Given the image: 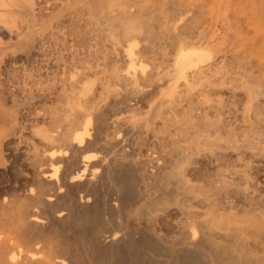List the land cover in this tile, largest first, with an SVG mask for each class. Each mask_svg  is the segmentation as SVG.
I'll return each mask as SVG.
<instances>
[{"label": "bare ground", "instance_id": "obj_1", "mask_svg": "<svg viewBox=\"0 0 264 264\" xmlns=\"http://www.w3.org/2000/svg\"><path fill=\"white\" fill-rule=\"evenodd\" d=\"M210 3L0 0V264H264V90Z\"/></svg>", "mask_w": 264, "mask_h": 264}, {"label": "rangeland", "instance_id": "obj_2", "mask_svg": "<svg viewBox=\"0 0 264 264\" xmlns=\"http://www.w3.org/2000/svg\"><path fill=\"white\" fill-rule=\"evenodd\" d=\"M177 1L182 3L179 6L183 9L182 11L191 9L194 3L201 2V0ZM211 1L212 3L208 5L210 10L205 14V19L201 23L196 37L201 38L206 35V39L213 34L215 38L213 43H217L220 47L219 59L216 63L222 61V63L229 65L228 70L232 75L244 72L250 74L247 79L257 81L251 86L264 90V16H261L260 13L264 10V0ZM225 4L230 5L232 10V29L229 34L225 33L224 20L219 12ZM180 8L179 10H181ZM254 15L256 16L254 17ZM204 33L205 35H203ZM57 34H61V32ZM155 43H157L156 40ZM241 65H244L246 70L243 71ZM227 89L228 87L224 86L220 91V103L223 104V111L231 112V120H233L234 125L241 124L249 104L246 93L237 89L231 97ZM250 113L251 111H249ZM242 164L241 160L228 155L213 162V164H206L202 168H243Z\"/></svg>", "mask_w": 264, "mask_h": 264}]
</instances>
